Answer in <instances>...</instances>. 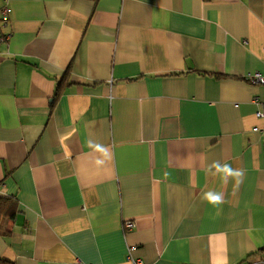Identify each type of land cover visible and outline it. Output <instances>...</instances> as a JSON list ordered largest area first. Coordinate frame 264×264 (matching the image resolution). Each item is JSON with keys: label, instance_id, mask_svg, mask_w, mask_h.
<instances>
[{"label": "crops", "instance_id": "0c3cea01", "mask_svg": "<svg viewBox=\"0 0 264 264\" xmlns=\"http://www.w3.org/2000/svg\"><path fill=\"white\" fill-rule=\"evenodd\" d=\"M10 3L0 257L264 264V0Z\"/></svg>", "mask_w": 264, "mask_h": 264}, {"label": "built area", "instance_id": "2783aa9c", "mask_svg": "<svg viewBox=\"0 0 264 264\" xmlns=\"http://www.w3.org/2000/svg\"><path fill=\"white\" fill-rule=\"evenodd\" d=\"M11 0H4V4L0 6V41H6L10 38V33L6 32V28L10 24L11 15L13 12L11 6ZM247 80L253 84H264V72L255 71L247 75ZM254 102L258 105L256 116L258 118H264V102H260L258 97L254 98ZM260 130L263 138V154H264V125L261 128H255ZM135 227L134 220H126L124 223L125 229H133ZM127 260L129 264H145L142 258L135 257L128 248ZM86 264V263H81Z\"/></svg>", "mask_w": 264, "mask_h": 264}, {"label": "trees", "instance_id": "16d2710c", "mask_svg": "<svg viewBox=\"0 0 264 264\" xmlns=\"http://www.w3.org/2000/svg\"><path fill=\"white\" fill-rule=\"evenodd\" d=\"M93 1H97V0H93ZM65 82L67 83L66 78L61 79L59 81L56 96H58L61 93ZM16 210H17V203L13 196H0V226L4 222V220L13 217L16 213ZM0 264H14V263L0 257Z\"/></svg>", "mask_w": 264, "mask_h": 264}, {"label": "clouds", "instance_id": "9594fccd", "mask_svg": "<svg viewBox=\"0 0 264 264\" xmlns=\"http://www.w3.org/2000/svg\"><path fill=\"white\" fill-rule=\"evenodd\" d=\"M214 199H217V200H218V199H219V197H215Z\"/></svg>", "mask_w": 264, "mask_h": 264}]
</instances>
